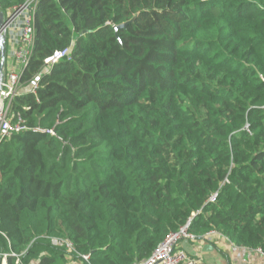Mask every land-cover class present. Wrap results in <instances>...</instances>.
I'll use <instances>...</instances> for the list:
<instances>
[{
  "label": "trees",
  "instance_id": "16d2710c",
  "mask_svg": "<svg viewBox=\"0 0 264 264\" xmlns=\"http://www.w3.org/2000/svg\"><path fill=\"white\" fill-rule=\"evenodd\" d=\"M34 27L12 109L62 140L2 144L0 264H69L54 237L134 264L188 222L264 253V0H38Z\"/></svg>",
  "mask_w": 264,
  "mask_h": 264
},
{
  "label": "built area",
  "instance_id": "2783aa9c",
  "mask_svg": "<svg viewBox=\"0 0 264 264\" xmlns=\"http://www.w3.org/2000/svg\"><path fill=\"white\" fill-rule=\"evenodd\" d=\"M38 0H26L25 3L15 6L5 14L4 25L0 36H6L7 54L2 81L0 82V150L2 144L11 139L15 134L31 130L34 133L49 134L62 140L53 129L42 127L39 123L35 127H29L20 113H14L12 109L13 100L23 94L22 77L28 68L34 51L35 27L34 14ZM71 48L55 51L44 60L41 74H48L52 68L62 61H71ZM41 74L37 75L29 85V92L36 94ZM214 200V199H213ZM212 200V201H213ZM190 222L172 233L159 245L153 255L146 260L134 264H206L202 256L190 254L187 246L196 243L199 239L190 233ZM227 240L217 231L207 233L202 239L204 241ZM53 246L64 249L68 254L69 264H80L74 261L77 254L82 261L88 262L89 255H79L74 242L66 237H54L51 239ZM264 258L262 250H257ZM10 256H15L11 254ZM3 264H7L8 254L3 256ZM20 261L18 260L17 263Z\"/></svg>",
  "mask_w": 264,
  "mask_h": 264
},
{
  "label": "crops",
  "instance_id": "0c3cea01",
  "mask_svg": "<svg viewBox=\"0 0 264 264\" xmlns=\"http://www.w3.org/2000/svg\"><path fill=\"white\" fill-rule=\"evenodd\" d=\"M230 242L227 240H214L212 242L198 240L196 243L187 246L190 254L197 253L202 256L206 264H263L262 261H256L253 257L249 256L256 254L258 257L261 256L256 253H248L247 250L233 248ZM251 257V259H250ZM258 260V259H257Z\"/></svg>",
  "mask_w": 264,
  "mask_h": 264
},
{
  "label": "water",
  "instance_id": "95a60500",
  "mask_svg": "<svg viewBox=\"0 0 264 264\" xmlns=\"http://www.w3.org/2000/svg\"><path fill=\"white\" fill-rule=\"evenodd\" d=\"M5 21V13H3L0 10V31L4 25ZM128 26V23L116 26L115 31L119 32L120 30L126 28ZM6 54H7V46H6V36L2 35L0 36V82L2 81V76H3V70L5 67V61H6Z\"/></svg>",
  "mask_w": 264,
  "mask_h": 264
},
{
  "label": "rangeland",
  "instance_id": "374dc122",
  "mask_svg": "<svg viewBox=\"0 0 264 264\" xmlns=\"http://www.w3.org/2000/svg\"><path fill=\"white\" fill-rule=\"evenodd\" d=\"M22 90H24L23 88H22ZM231 246H233V248H239V247H237V246H234V245H231ZM239 249H244V248H239ZM244 250H247V249H244ZM247 252L248 253H253L252 251H250V250H247ZM249 256H251V257H253V259L254 260H256V261H262V263L264 264V258L263 257H258L256 254H254V255H250L249 254ZM251 257H250V259H251ZM258 259V260H257ZM257 263V262H256ZM255 263V264H256ZM250 264H253V262L251 261V263Z\"/></svg>",
  "mask_w": 264,
  "mask_h": 264
}]
</instances>
